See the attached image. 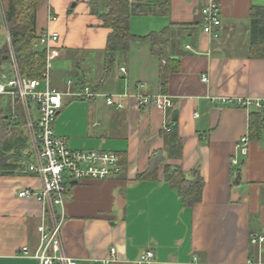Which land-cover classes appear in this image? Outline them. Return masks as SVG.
Returning a JSON list of instances; mask_svg holds the SVG:
<instances>
[{
    "label": "crops",
    "instance_id": "obj_1",
    "mask_svg": "<svg viewBox=\"0 0 264 264\" xmlns=\"http://www.w3.org/2000/svg\"><path fill=\"white\" fill-rule=\"evenodd\" d=\"M108 1L41 0L37 8L38 34L47 27L59 33L50 71V87L63 101L55 133L73 149L122 156L116 176L69 182L64 254L79 264H137L145 251L154 253L147 264H264V244L251 243L264 236V108L219 102L264 100V58L251 55L253 13L264 11V0H216L218 38L203 30L205 0H170L165 15H134L136 39L105 74L111 29L100 15ZM0 4L6 9L9 0ZM7 69L10 61L0 82ZM87 89L97 94L87 97ZM156 94L173 106L140 105L135 96ZM251 113L263 116L259 137L250 136ZM172 122L174 133L167 129ZM244 136L249 151L235 165ZM167 167L181 168L189 180L198 171L201 201L188 204L166 180ZM42 188L35 173L0 175V264H39L22 249L34 253L38 227L52 221L37 197L19 193Z\"/></svg>",
    "mask_w": 264,
    "mask_h": 264
},
{
    "label": "built area",
    "instance_id": "obj_2",
    "mask_svg": "<svg viewBox=\"0 0 264 264\" xmlns=\"http://www.w3.org/2000/svg\"><path fill=\"white\" fill-rule=\"evenodd\" d=\"M202 9L203 30L214 38L219 37L217 29L222 24L221 6L216 0H205ZM1 6V5H0ZM4 9V14H5ZM50 12V21L57 20ZM10 48V63L13 78L6 82H0V93L11 94L18 97L26 116L27 132L30 138L32 162L29 166L31 173L38 174L43 181V188L40 193L33 190H22L20 197H37L44 204V211L50 214L52 223L47 226L42 222L38 227L40 233V245L32 253L28 247L22 249V254L38 259L39 264H79L76 259L68 257L63 252L61 230L65 220V204L70 181H81L84 179H106L116 176L122 167L121 154L109 150H81L73 149L68 140L55 133L53 123L57 114L63 106L62 94L50 87V71L52 68L51 49L53 44L59 40V33L47 27L39 33L36 46L42 45L46 49L47 64L46 70L41 78L25 77L17 63L16 54L11 46L8 31H6ZM122 71H126L122 68ZM208 77L204 76L203 81ZM88 89L87 97L96 95ZM103 96H105L103 94ZM140 105H155L166 111L173 106L172 99L167 95H135ZM107 102L114 104L113 96L107 95ZM219 102L223 104H236L241 108L250 107L264 108V100L252 98H222ZM35 106L39 117L32 113V106ZM118 107H123L119 104ZM177 123L172 122L167 129L172 131ZM249 136H244L236 143V155L232 163H241L240 157H245L249 151ZM251 243L261 247L264 244V236L252 237ZM116 249L112 248V256ZM154 256L152 251H145L141 254L137 264L150 263ZM251 264L253 262H250Z\"/></svg>",
    "mask_w": 264,
    "mask_h": 264
},
{
    "label": "trees",
    "instance_id": "obj_3",
    "mask_svg": "<svg viewBox=\"0 0 264 264\" xmlns=\"http://www.w3.org/2000/svg\"><path fill=\"white\" fill-rule=\"evenodd\" d=\"M170 0H109L100 15L106 27L111 29L106 47L105 74L112 69L116 55L126 51L136 36L130 30L134 15L156 13L165 15ZM41 0H9L3 25L0 21V71L10 61L9 43L4 37L8 31L11 46L16 54L18 67L27 78H41L46 70L47 53L38 48L36 42L37 8ZM257 8L253 13L252 56L264 58V14ZM9 57V56H8ZM18 97L0 93V175L24 174L32 162L30 138L26 130L25 111ZM25 114V115H24ZM261 113H251L250 136L259 137L262 131ZM171 124V123H170ZM174 133V129L172 130ZM153 174V173H151ZM150 174V175H151ZM165 178L178 189L188 204L201 201L204 179L198 171L189 180L181 168L165 170Z\"/></svg>",
    "mask_w": 264,
    "mask_h": 264
},
{
    "label": "rangeland",
    "instance_id": "obj_4",
    "mask_svg": "<svg viewBox=\"0 0 264 264\" xmlns=\"http://www.w3.org/2000/svg\"><path fill=\"white\" fill-rule=\"evenodd\" d=\"M0 5H2V4H0ZM4 8L2 7V6H0V21H1V23H2V25L5 23V22H3L4 21ZM5 35H6V33H4ZM6 38V37H5ZM8 40V39H7ZM9 43V42H8ZM9 55L8 56H10V51H9V53H8ZM6 73H7V75H8V78L5 80V81H8L9 79H11V78H13V73H12V71L11 70H9V69H7V71H6ZM19 103H21L20 101H19ZM32 113H33V115L36 117V118H38L39 117V115H38V111H37V109H36V107L33 105L32 106ZM25 115V114H24ZM27 116L25 115V121L27 120ZM26 130H27V126H26ZM30 149H31V147H30ZM32 150V149H31Z\"/></svg>",
    "mask_w": 264,
    "mask_h": 264
},
{
    "label": "water",
    "instance_id": "obj_5",
    "mask_svg": "<svg viewBox=\"0 0 264 264\" xmlns=\"http://www.w3.org/2000/svg\"><path fill=\"white\" fill-rule=\"evenodd\" d=\"M8 58H9V57L7 56L6 59L8 60Z\"/></svg>",
    "mask_w": 264,
    "mask_h": 264
}]
</instances>
